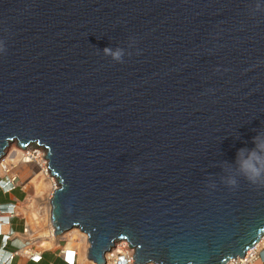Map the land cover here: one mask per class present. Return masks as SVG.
<instances>
[{
  "label": "water",
  "instance_id": "obj_1",
  "mask_svg": "<svg viewBox=\"0 0 264 264\" xmlns=\"http://www.w3.org/2000/svg\"><path fill=\"white\" fill-rule=\"evenodd\" d=\"M257 137L264 0H0V156L48 151L56 235L79 229L89 262L124 240L137 264L242 258L264 235L237 155Z\"/></svg>",
  "mask_w": 264,
  "mask_h": 264
},
{
  "label": "bare ground",
  "instance_id": "obj_2",
  "mask_svg": "<svg viewBox=\"0 0 264 264\" xmlns=\"http://www.w3.org/2000/svg\"><path fill=\"white\" fill-rule=\"evenodd\" d=\"M13 142H15V140H13ZM31 145L32 144H30L29 146L19 145V147L21 148H18L16 146L10 147L9 150L5 153V156L3 155L6 149H3L0 156V174L2 176L8 175L14 180L19 177L21 184H24V181L27 182L26 185L24 184V188L32 187L34 194L28 197L26 204H24V210H27V212L29 213V215L27 214L26 217L27 227L29 229L27 232H24V235L35 236L33 233H36L38 234L37 237L43 239L42 243L44 245H47L49 244V241L50 243H53L54 239L50 238V240L46 242V238H55L56 236L52 235L51 231L39 233L35 232V230L40 228L41 225L44 224V222H46L47 220H50L52 222V200L54 192L60 188V183L59 179L53 176L50 171V159L48 158V151L44 147L42 148L39 146V150L36 151L31 147ZM48 199L50 200L49 205L48 203H46V205L48 206L45 207V205L41 204ZM47 209H49L50 212L49 216H47ZM66 234L70 237L69 242L71 244L73 243L75 246L83 249L82 259L86 258L85 242L87 241V236L83 234L79 229H73ZM263 239L262 237L260 238L261 241ZM262 245H264V240L262 241V243H259V246Z\"/></svg>",
  "mask_w": 264,
  "mask_h": 264
},
{
  "label": "built area",
  "instance_id": "obj_3",
  "mask_svg": "<svg viewBox=\"0 0 264 264\" xmlns=\"http://www.w3.org/2000/svg\"><path fill=\"white\" fill-rule=\"evenodd\" d=\"M16 180V179H15ZM14 179H12L10 176H4L0 180L1 188L2 185H14L15 182ZM10 191V190H9ZM17 206L16 205H9L7 209H4V207H0V237L2 238L4 244L1 251L4 253V258L0 260V264H11V262L18 256L24 255L27 257V259L34 264H38L41 261V255L37 252H35L36 246L39 248H43L44 244L42 243L41 238L32 236H26L28 240L23 244L21 248H18L14 252H6L7 244L11 241V237L13 235L12 232H9L8 234L4 233L1 229L3 226L10 225V219L14 218L17 214ZM28 231V227L26 225L24 232ZM49 231L53 232L55 234V238L49 237L46 238V242L50 240V238L56 240L58 235H56V230L51 222ZM64 236V235H63ZM62 236V237H63ZM50 244V241L48 242ZM62 244V243H61ZM87 246L86 254L89 249V242L88 240L85 242ZM61 245L59 244V247ZM260 249H259V243L256 244L254 247L249 249L245 255L241 257H237L234 259L229 260L227 264H257V262L260 260ZM135 250L132 249L130 243L126 240L119 241L113 245V247L110 249V251L105 254L104 260L105 264H137L135 263ZM87 257V255H86ZM60 258L62 259L64 264H85L82 259V250L78 246H75L73 243L71 244L69 241H65L63 245L61 246L60 250ZM86 259V262L88 263V259ZM151 264V263H150Z\"/></svg>",
  "mask_w": 264,
  "mask_h": 264
},
{
  "label": "crops",
  "instance_id": "obj_4",
  "mask_svg": "<svg viewBox=\"0 0 264 264\" xmlns=\"http://www.w3.org/2000/svg\"><path fill=\"white\" fill-rule=\"evenodd\" d=\"M1 179L2 178H0V180ZM2 187H5V188L2 189L1 185H0V207H4V209H7V207L9 205H16L17 211H19V210L22 211L20 206L23 205V209H24V203H26V201L28 200L27 198L29 196H27L26 193L23 192L18 187H14V185L11 186L9 184L8 185L6 184V185H2ZM18 191L21 192V194L23 196L22 199L16 198L15 193ZM26 223L25 224L22 223V221L18 218V212H17L16 216L14 218L10 219V225L2 227L1 230L4 233H6V234H8L9 232L13 233V235L11 237V241L7 244V247L5 249L6 252H14L18 248H21L23 246V244L28 240V238L24 235V229L27 225ZM52 235H55V234H53V232H52ZM262 241H261V243H262ZM55 243H56V241H55ZM3 244H4V242H3L2 238L0 237V260H2L4 258V253L1 251V249L3 248ZM59 244L61 246L63 245L60 242H58L55 246V248H56L55 250H53L51 248L45 249L44 246H43V248H39L38 246H36V248H34L35 252H37L41 255V261L38 264H64L62 259L60 258L61 246L59 247ZM259 249L261 250L260 251V260L257 262V264H264V245L259 246ZM11 264H34V263H31L27 259L26 256L21 255V256L16 257L11 262Z\"/></svg>",
  "mask_w": 264,
  "mask_h": 264
},
{
  "label": "clouds",
  "instance_id": "obj_5",
  "mask_svg": "<svg viewBox=\"0 0 264 264\" xmlns=\"http://www.w3.org/2000/svg\"><path fill=\"white\" fill-rule=\"evenodd\" d=\"M106 54L110 53V49L104 50ZM120 53L117 52L114 55L115 59H119ZM259 137L254 138V143H256V148L252 150L240 149L238 150V163L240 166V171L243 174L245 180L250 184L264 188V144L259 143ZM247 153V158H241ZM230 185H237L235 179L229 180Z\"/></svg>",
  "mask_w": 264,
  "mask_h": 264
},
{
  "label": "rangeland",
  "instance_id": "obj_6",
  "mask_svg": "<svg viewBox=\"0 0 264 264\" xmlns=\"http://www.w3.org/2000/svg\"><path fill=\"white\" fill-rule=\"evenodd\" d=\"M16 143V144H15ZM19 142H18V140H15V142H12L11 144H9V146L6 148V150L4 151V155L3 156H5V153L9 150V148L10 147H13V146H16V147H18V148H21V147H19ZM31 147L34 149V150H36V151H38L39 149V147H38V145H36V144H32L31 145ZM28 148V147H27ZM0 178H4V176H2L1 174H0ZM24 184L26 185L27 184V182L26 181H24ZM24 184H21L20 183V178L19 177H17L16 178V180H15V182H14V187H18L19 189H21L23 192H25L26 193V195L27 196H32L33 194H34V191H33V189H32V187H29V188H24ZM18 185V186H17ZM49 195V194H48ZM15 196H16V198L17 199H22L23 198V196H22V194H21V192L20 191H18V192H16L15 193ZM46 203H48V205L50 204V200L48 199V200H46V201H44V202H42L41 204L42 205H45V207L46 206H48V205H46ZM24 204H26V203H24ZM41 205V206H42ZM21 207V209H22V211H18V218L22 221V223H26L27 222V220H26V217H27V214L29 215V213L27 212V210H25L24 211V209H23V205H21L20 206ZM51 212H52V207H51ZM50 215V212H49V209H47V216H49ZM27 224V223H26ZM50 224H51V221L50 220H47L46 222H44V224H42L41 225V227L40 228H38V229H36L35 230V232H41V233H43V232H49V228H50ZM35 236L34 237H37V235L38 234H36V233H33ZM264 238V235L262 236V239ZM69 239H70V237L67 235V234H64V236L62 237V236H59V237H57V239L55 240L56 241V243H55V241L53 242V243H50V244H47V245H44V248L45 249H49V248H51V249H53V250H55L56 248H55V246H56V244L58 243V242H60V243H64L66 240L67 241H69ZM82 240V239H81ZM260 243H261V241H260ZM54 244V245H53ZM49 246V247H48ZM85 247H86V250H87V246L85 245ZM81 250H82V253H83V249L81 248ZM87 255V254H86ZM87 258V257H86ZM86 259L85 258H83V261H84V263L85 264H91V263H87L86 261H85Z\"/></svg>",
  "mask_w": 264,
  "mask_h": 264
}]
</instances>
